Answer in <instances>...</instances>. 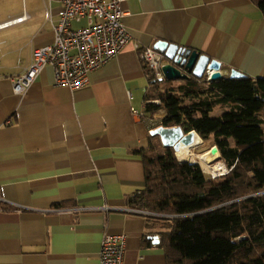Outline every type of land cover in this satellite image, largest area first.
<instances>
[{
  "label": "crops",
  "instance_id": "1",
  "mask_svg": "<svg viewBox=\"0 0 264 264\" xmlns=\"http://www.w3.org/2000/svg\"><path fill=\"white\" fill-rule=\"evenodd\" d=\"M13 1L0 19L9 22L0 27V264H98L106 232L126 235L124 264H167L149 220L158 215L130 202L146 186L143 152L153 139L133 113L147 109L150 89L141 48L166 40L220 60L226 76L264 77L258 0H127L133 41L87 86L57 85L47 65L22 94L13 78L54 41L62 4Z\"/></svg>",
  "mask_w": 264,
  "mask_h": 264
},
{
  "label": "trees",
  "instance_id": "2",
  "mask_svg": "<svg viewBox=\"0 0 264 264\" xmlns=\"http://www.w3.org/2000/svg\"><path fill=\"white\" fill-rule=\"evenodd\" d=\"M264 11V0H258ZM147 113L162 123L196 130L230 171L212 178L199 163L181 162L153 135L143 152L146 186L130 202L164 214L151 217L167 264H264V77L159 81L145 64ZM223 109L217 116L216 109Z\"/></svg>",
  "mask_w": 264,
  "mask_h": 264
},
{
  "label": "built area",
  "instance_id": "3",
  "mask_svg": "<svg viewBox=\"0 0 264 264\" xmlns=\"http://www.w3.org/2000/svg\"><path fill=\"white\" fill-rule=\"evenodd\" d=\"M60 1L62 7L58 22L54 26V41L49 45L35 48L31 65L23 74L13 78L14 90L19 94L27 91L47 65L53 66L57 85H65L73 89L83 88L89 84L92 71L107 64L133 41V35L124 22V17L128 14V9L124 6L127 0ZM26 17H19L14 22L22 21ZM83 19L87 21L86 25L80 28L73 27L74 21ZM8 24L9 22H6L0 27ZM135 45L139 47L138 43ZM141 57L151 65L157 80H166L163 66L168 60L163 51L144 47L141 48ZM205 75L210 80L212 70L207 67ZM149 102L160 105L162 101L153 99L146 101V105ZM133 113L139 118H146L152 130L162 123V118L166 114L164 110H157L153 116H148L145 109L140 111L134 108ZM221 163L224 165V170L221 172L215 173L205 169L204 171L212 178L225 175L230 168L224 162ZM68 210H81V208ZM134 211L164 216L141 208H134ZM126 246L125 234L106 232L102 240L98 264H124Z\"/></svg>",
  "mask_w": 264,
  "mask_h": 264
},
{
  "label": "water",
  "instance_id": "4",
  "mask_svg": "<svg viewBox=\"0 0 264 264\" xmlns=\"http://www.w3.org/2000/svg\"><path fill=\"white\" fill-rule=\"evenodd\" d=\"M154 48L163 51L166 55L168 61L163 66V72L167 79H188L191 75L202 78L205 75L207 67L209 70H212L210 80L220 79L226 76L222 70V62L220 60L212 58L207 54H201L198 50L170 43L166 40H158ZM245 75L244 72L238 69H232L229 73L231 78H240ZM151 134L159 135L164 146L173 147L175 154L181 162L199 163L182 160L180 158V155L183 154L186 147L196 145L198 139L201 138L196 130L185 133L181 126L167 127L162 125L152 130ZM215 148L219 152V157L217 158L219 159L221 153L218 146L211 147L206 150V153L208 156H214L216 154Z\"/></svg>",
  "mask_w": 264,
  "mask_h": 264
},
{
  "label": "bare ground",
  "instance_id": "5",
  "mask_svg": "<svg viewBox=\"0 0 264 264\" xmlns=\"http://www.w3.org/2000/svg\"><path fill=\"white\" fill-rule=\"evenodd\" d=\"M206 141L201 137L198 139V143L192 147H186L180 158L182 160L199 162L206 171H214L215 173L224 170V165L220 161H215L219 157V152L215 148L216 154L214 156H208L206 151L199 152L198 148L205 146ZM215 161V162H212Z\"/></svg>",
  "mask_w": 264,
  "mask_h": 264
},
{
  "label": "rangeland",
  "instance_id": "6",
  "mask_svg": "<svg viewBox=\"0 0 264 264\" xmlns=\"http://www.w3.org/2000/svg\"><path fill=\"white\" fill-rule=\"evenodd\" d=\"M14 4H17L16 2H14L13 0H0V19L3 18V16L5 15L6 16V11H7V8L9 10L10 6L11 5H14ZM13 7V6H12ZM212 115L214 116H217L219 115L217 113V110H215ZM209 147L208 143L206 142V145L205 146H202V147H199L198 148V151L199 152H204L206 151V149ZM215 161H219V159H216ZM215 161H212V162H215ZM221 162V161H220ZM202 166V165H201ZM203 168V167H202ZM204 170V169H203Z\"/></svg>",
  "mask_w": 264,
  "mask_h": 264
}]
</instances>
